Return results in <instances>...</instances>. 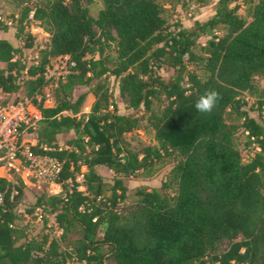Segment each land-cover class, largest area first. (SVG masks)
<instances>
[{
    "label": "trees",
    "instance_id": "trees-1",
    "mask_svg": "<svg viewBox=\"0 0 264 264\" xmlns=\"http://www.w3.org/2000/svg\"><path fill=\"white\" fill-rule=\"evenodd\" d=\"M7 1L21 10L12 40L0 38L3 93L36 103L49 84L43 79L49 58L67 56L74 66L63 80L50 81L48 106L36 103L40 120L30 148L62 162V194H42L32 205L41 211L42 224L51 221L60 233L25 236L15 212L25 184L19 177L20 187L0 178V264H264V121L250 116L239 97L255 91L253 76L264 77V0L252 5L249 21L238 15L248 0H205L201 5L212 10L204 22L168 27L157 0H101L95 17L88 9L93 0ZM27 21L48 37L36 66L19 61L22 50L32 47L29 36L22 48L14 44ZM218 26L224 34L217 38L212 31ZM7 27L0 21V32ZM204 35L209 39L201 56L193 48ZM188 65H200L206 76L201 80ZM19 82L24 96L16 98ZM79 87L90 90L75 96ZM210 89L222 99L203 115L194 105ZM112 91L129 113H118ZM88 94L93 101L83 114ZM258 97L259 110L264 80ZM140 113L148 115L156 147L138 153L123 136L139 129ZM226 115L241 120L243 151ZM69 133L60 148L61 136ZM165 156L175 159L168 183L137 189L134 203L119 208L127 197L124 180ZM97 167L113 177L103 180Z\"/></svg>",
    "mask_w": 264,
    "mask_h": 264
},
{
    "label": "rangeland",
    "instance_id": "rangeland-1",
    "mask_svg": "<svg viewBox=\"0 0 264 264\" xmlns=\"http://www.w3.org/2000/svg\"><path fill=\"white\" fill-rule=\"evenodd\" d=\"M205 0H157V2L162 6L164 12L163 16L166 19V26H171L175 22H181L186 21L187 23H192L193 21H197L199 23L204 22L206 18L208 17L209 13L212 10V7L209 5L202 6V2ZM257 0H248V3L241 6L238 15L243 18L245 21H249L250 18V12L252 5ZM28 5H30L28 3ZM102 4L101 0H93V2L88 6L89 13L92 17H95L98 10L101 9ZM21 10L20 6H15V4L10 3L7 0H0V21L1 22H12V27H7L8 32L3 33L0 32V38H6L8 40H12V32L15 24L16 17L18 16L19 12ZM212 33L218 38L221 37L224 34V30L221 26L216 27ZM26 36H29L31 39L32 47L30 49H23V52L20 56V58L24 57V60L27 65V58L32 56L34 53H40L42 50L45 49L47 45L48 37L47 35H44V32L38 29L37 23H34L32 21H27L25 23V31L24 34L21 36V38L14 42V44L17 47H23ZM209 39L207 35L201 36L198 38L194 45V52L197 55H201L200 48L204 46L206 41ZM106 56L108 57L109 61H113L115 58V54L112 50V47L106 49ZM202 56V55H201ZM200 65L194 66V65H188L187 70L189 72H194L201 80L206 76L205 73L198 68ZM0 68H4V65H0ZM24 74V71L22 72ZM23 78V77H22ZM264 77L262 75H255L252 78V84L254 86L255 91L252 93L247 92H241L239 94L240 99H243V101L246 103L245 109L248 110L249 115L255 118L257 121L262 122L264 121V113H262L263 108H260L258 110L257 108V102L259 100L258 94L259 90L262 86ZM105 82V81H104ZM109 87L111 86L110 81H108ZM105 84H107L105 82ZM19 86L21 87L13 96L16 98L24 96V91L22 88V84L19 82ZM115 88V84L112 87ZM90 90L89 87H79L75 91V96L80 93H87ZM112 98L113 102L117 106V111L119 114H127L129 113L128 110L124 108V105L119 101L117 98L116 91H112ZM92 103V96L88 94L85 98V101L82 105L81 112L83 114H87L89 112V107ZM156 103H154V109L156 107ZM157 108V107H156ZM140 126L139 129L125 134L123 136V139L128 144V147H130L131 150L137 151L138 153L142 152L144 147L150 146V147H156V142L153 138V130L150 128L149 124L146 121L147 114H138ZM225 121L228 124H232L235 126L236 130L234 133V139L237 145V148L241 151H243V147L245 146L246 142V135L242 132V129L240 127L241 120L235 118L232 115H226ZM68 136H71V133L65 136H61V140L59 141V147L65 148V146L62 144V142L68 138ZM249 156V153L247 151L242 152V160L245 161L246 158ZM175 164V159L172 157L165 156L163 157L159 162H155L151 167H148L145 172H138L136 176L132 178H128L127 180H124V183L127 187V193H126V199L123 204L119 205L120 207H128L134 203L136 200L135 192L137 189H147L150 190L152 188L159 187L163 182L169 181V171ZM85 171L83 168H80L79 173L83 174ZM96 174L101 177L103 180L108 181L113 177V174L107 170L105 167H97L95 168ZM80 174H75V181L80 184L82 179ZM11 181L14 186H18L17 183V177L12 176ZM70 184V181L67 182ZM22 189V197L17 202L15 207L16 212V224L20 229H23V232L25 236L28 238H33L36 240L41 234H47L48 239L50 238H56L59 234L55 226L49 221L47 225L42 224V213L39 209L34 208L32 205L34 204L35 197H38L40 195H54L57 191V195L62 194V188L59 186V189L50 188L47 185L43 184H34L31 185H23L21 187ZM79 191H82L83 188L79 187ZM167 192H173L172 189L167 190ZM29 210L30 212H28ZM223 249V248H222ZM60 250L64 251L65 248L63 247V244L60 243ZM66 264H78L75 262V260L68 259L66 261Z\"/></svg>",
    "mask_w": 264,
    "mask_h": 264
},
{
    "label": "built area",
    "instance_id": "built-area-1",
    "mask_svg": "<svg viewBox=\"0 0 264 264\" xmlns=\"http://www.w3.org/2000/svg\"><path fill=\"white\" fill-rule=\"evenodd\" d=\"M31 19L32 12H29L27 20ZM4 24L10 27L12 22ZM19 61L26 65L24 57L19 58ZM37 64V53L27 58V65ZM73 66L67 56L49 58L43 72V79L49 84L43 87L42 96H35V102L42 101L43 106H48L51 103L50 81L63 80L71 73ZM36 103L27 97L14 101L10 95L0 90V178L13 185L11 177L15 176L28 186L43 184L58 190L59 186L61 187L57 181L62 162L53 157L32 153L30 150L36 145V131L40 120ZM56 193L57 191L54 195H57Z\"/></svg>",
    "mask_w": 264,
    "mask_h": 264
},
{
    "label": "clouds",
    "instance_id": "clouds-1",
    "mask_svg": "<svg viewBox=\"0 0 264 264\" xmlns=\"http://www.w3.org/2000/svg\"><path fill=\"white\" fill-rule=\"evenodd\" d=\"M221 99V94L217 90H207L195 103V110L200 114L210 115Z\"/></svg>",
    "mask_w": 264,
    "mask_h": 264
},
{
    "label": "crops",
    "instance_id": "crops-1",
    "mask_svg": "<svg viewBox=\"0 0 264 264\" xmlns=\"http://www.w3.org/2000/svg\"><path fill=\"white\" fill-rule=\"evenodd\" d=\"M44 35H46L45 33H44ZM22 52H23V50H22ZM16 58V57H15ZM92 101H93V98H92Z\"/></svg>",
    "mask_w": 264,
    "mask_h": 264
}]
</instances>
